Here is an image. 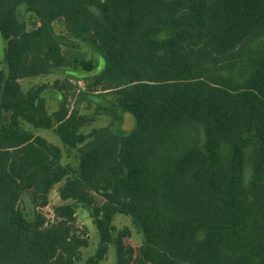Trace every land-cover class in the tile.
I'll list each match as a JSON object with an SVG mask.
<instances>
[{
  "label": "trees",
  "instance_id": "16d2710c",
  "mask_svg": "<svg viewBox=\"0 0 264 264\" xmlns=\"http://www.w3.org/2000/svg\"><path fill=\"white\" fill-rule=\"evenodd\" d=\"M0 34V264H76L79 207L86 264H264V0H0Z\"/></svg>",
  "mask_w": 264,
  "mask_h": 264
},
{
  "label": "rangeland",
  "instance_id": "374dc122",
  "mask_svg": "<svg viewBox=\"0 0 264 264\" xmlns=\"http://www.w3.org/2000/svg\"><path fill=\"white\" fill-rule=\"evenodd\" d=\"M55 31L58 34H66L65 28L62 23L60 22H54L53 24ZM3 48H4V40L0 34V65L3 66ZM84 53L88 58H94L95 60L100 61V66L98 67V70H101L103 67V57L99 54H97L91 47L84 46L82 48ZM65 73L59 72L56 74H50L46 76H39L34 78H28L22 80V85L24 88H28L36 83H42V82H53L57 78H64ZM48 107L50 111L55 110L58 107V99L56 96H48L47 99ZM86 104H82L80 111L81 112H89L91 110H87L85 108ZM110 121V118L108 116L102 115L98 118L96 122H94L90 127L87 128V131L90 130L92 127L95 126H104L107 125ZM135 124L134 116L126 112L124 114V122L122 127L126 130H129L133 128ZM35 132L39 135H42L45 137L48 141L52 142L53 144H56L60 146L63 150V163H71L76 164L77 157H76V151L74 149H68L60 137L52 130L50 129H35ZM62 203V200L60 199L59 192H58V185L51 191L50 193V204L47 206L44 211L47 214L49 218L53 217V207L55 205H58ZM77 217H78V224L80 226H83L86 228V236L89 238V246L86 248H82V258L79 260L76 264H86V260L95 252L97 244L99 242V233L95 226V224L92 221V218L89 214V211L84 207H79L77 209ZM113 223L116 225L117 228H122L125 226H128L132 230V235L130 238V242L136 246L139 247L143 241V235L135 228V226L132 224L131 218L125 214L117 213L114 217ZM116 263V250L115 246L113 244L109 245V250L107 253V257L104 261H102L101 264H115Z\"/></svg>",
  "mask_w": 264,
  "mask_h": 264
}]
</instances>
